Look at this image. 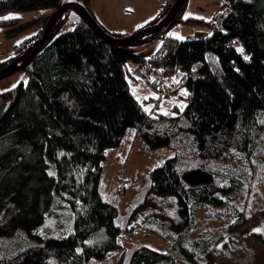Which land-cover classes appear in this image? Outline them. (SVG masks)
Returning <instances> with one entry per match:
<instances>
[{
	"label": "trees",
	"instance_id": "obj_1",
	"mask_svg": "<svg viewBox=\"0 0 264 264\" xmlns=\"http://www.w3.org/2000/svg\"><path fill=\"white\" fill-rule=\"evenodd\" d=\"M63 1L0 0V26L19 20L2 19L12 12L53 13ZM76 1L101 26L86 0ZM171 5L161 6L137 30L157 23ZM68 12L75 16L73 28L51 36L38 51L24 68L25 84L0 93V241H6L5 248L0 246V264H50L51 257L54 264H180L171 252L123 247L118 207L108 199L113 195L103 186L102 166L108 150L139 135L148 149L172 150L148 172L147 192L175 195L189 228L195 210L203 206L225 204L207 213L212 220L233 216L224 231L245 220L252 186L264 182V0H221L207 20L184 19L181 10L169 26L135 43L161 36L160 47L149 57L101 39ZM179 22L199 23L206 30L185 39L166 34ZM42 33L14 45V55L0 69ZM133 69L159 97L177 96L168 115L145 111L132 95ZM181 105H186L183 111ZM225 157L247 169L219 164ZM244 186L242 209L226 202ZM59 206L68 213L70 229L43 239L37 230ZM154 226L145 229L177 240ZM31 238L38 242L24 247ZM196 240L204 249L212 244L209 237Z\"/></svg>",
	"mask_w": 264,
	"mask_h": 264
},
{
	"label": "rangeland",
	"instance_id": "obj_2",
	"mask_svg": "<svg viewBox=\"0 0 264 264\" xmlns=\"http://www.w3.org/2000/svg\"><path fill=\"white\" fill-rule=\"evenodd\" d=\"M169 0L166 4H172ZM221 0H187L182 8L181 16L209 19L220 6ZM86 6L95 12L96 19L106 32H121L125 35L134 33L139 26L148 23L157 13L161 12L162 0H86ZM50 9L27 12H12L8 17H19L13 25L0 26V66L10 60L13 46L22 40L37 34L42 30L51 16ZM64 18L59 19L51 28L52 36H58L73 28L70 19L75 16L66 11ZM206 30L205 26L193 22H179L173 25L166 34L175 37L188 38L191 35ZM162 37L156 36L148 41L131 45L128 49L137 55L149 57L161 45ZM134 68V65H132ZM136 79L129 78L130 91L142 107L150 111L167 112L177 102V96H160L151 84L142 78L134 69ZM28 75L24 69L0 80V93L13 86L27 82ZM158 104V105H157ZM146 111V110H145ZM148 111V112H150ZM172 155V150L162 148L148 149L139 135L133 134L128 142H123L119 149L108 150L106 160L102 166V183L118 207L116 222L122 228L121 243L124 248H133L136 245H146L155 250L171 252L180 264H264V232H255L254 229L264 230V182L260 179L252 186L251 197L248 198L245 220L234 230L224 231L232 219V215L225 218L210 219L207 214L213 210H223L224 205L198 207L193 216L192 227L185 223V217L179 211L177 198L172 194H158L147 192L148 172L160 165ZM218 163L230 165L236 169L246 170L247 165L234 157H225ZM124 173L126 180L123 187L117 186L120 174ZM264 175V170L261 176ZM246 186V185H245ZM243 188L235 189L225 198L229 204L234 203L239 209L244 206L247 192ZM46 216L37 230L43 239L57 236L55 232L66 233L70 229L68 213L61 212L63 206L56 207ZM156 222L157 225H153ZM141 226L133 229L132 226ZM145 226H154L158 230L174 235L175 242L162 237L155 229L146 230ZM192 228V229H191ZM166 233V234H167ZM209 237L211 245L203 248L202 242L196 239ZM6 241H0L5 248ZM38 242L36 238L27 240L28 246ZM4 246V247H3ZM18 248V243L12 249ZM50 264L54 259L50 258Z\"/></svg>",
	"mask_w": 264,
	"mask_h": 264
},
{
	"label": "water",
	"instance_id": "obj_3",
	"mask_svg": "<svg viewBox=\"0 0 264 264\" xmlns=\"http://www.w3.org/2000/svg\"><path fill=\"white\" fill-rule=\"evenodd\" d=\"M186 0H174L168 12L157 23L149 25L145 28L139 29L130 35L115 38L108 34L94 19L91 13L84 5L76 0H64L60 7L56 9L49 17L47 23L43 28V33L40 39L29 49L24 51L21 55L16 57L8 65L0 69V80L13 74L14 72L24 69L38 53V51L50 40L51 28L60 19V17L68 10L76 13L101 39L114 44L119 47H129L135 44L139 39L154 35L160 32L176 18L182 10Z\"/></svg>",
	"mask_w": 264,
	"mask_h": 264
},
{
	"label": "snow or ice",
	"instance_id": "obj_4",
	"mask_svg": "<svg viewBox=\"0 0 264 264\" xmlns=\"http://www.w3.org/2000/svg\"><path fill=\"white\" fill-rule=\"evenodd\" d=\"M16 18H18V17H3L2 19H16ZM185 18H187V17H185ZM199 18H201L202 19V17H199ZM176 38L177 39H184L183 37H180V36H176ZM239 51H243L242 49H238ZM246 60L247 59H249V57H247V56H245L244 57ZM177 83H178V81H177ZM13 87H15V85L13 86ZM183 95H188V93L185 91L184 93H182ZM184 107H186V105H181V111H183V108ZM146 111H150L149 109H145ZM165 115H168V113L167 112H165L164 113ZM49 175H54V173H49ZM233 223H235V221H233ZM253 231H255V232H264V230H262V229H254ZM79 251V250H78Z\"/></svg>",
	"mask_w": 264,
	"mask_h": 264
},
{
	"label": "built area",
	"instance_id": "obj_5",
	"mask_svg": "<svg viewBox=\"0 0 264 264\" xmlns=\"http://www.w3.org/2000/svg\"><path fill=\"white\" fill-rule=\"evenodd\" d=\"M169 2V0H162V4H161V6L162 7H164L167 3ZM144 69V66H140V70H143ZM150 69H152V67H150ZM170 79L169 78H167L166 80H165V82L167 83L168 81H169ZM124 173H121L120 174V178H119V181L117 182V186H120V187H123V185H124V182H125V180H126V176L124 177Z\"/></svg>",
	"mask_w": 264,
	"mask_h": 264
},
{
	"label": "crops",
	"instance_id": "obj_6",
	"mask_svg": "<svg viewBox=\"0 0 264 264\" xmlns=\"http://www.w3.org/2000/svg\"><path fill=\"white\" fill-rule=\"evenodd\" d=\"M89 9L91 10V7H89ZM92 11V10H91ZM93 13H94V15H95V12L94 11H92ZM160 13V11H157V13L151 18V20L157 15V14H159ZM96 17V16H95ZM150 21V20H149ZM148 21V22H149ZM138 29V28H137ZM117 33H120V34H123V33H121V32H117ZM125 35V34H124Z\"/></svg>",
	"mask_w": 264,
	"mask_h": 264
}]
</instances>
